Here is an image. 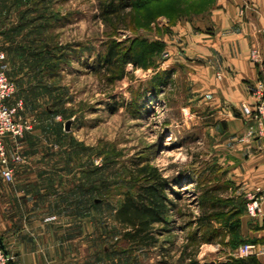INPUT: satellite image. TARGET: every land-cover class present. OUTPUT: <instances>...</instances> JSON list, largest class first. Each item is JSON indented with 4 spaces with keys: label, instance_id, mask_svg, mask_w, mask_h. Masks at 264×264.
<instances>
[{
    "label": "rangeland",
    "instance_id": "374dc122",
    "mask_svg": "<svg viewBox=\"0 0 264 264\" xmlns=\"http://www.w3.org/2000/svg\"><path fill=\"white\" fill-rule=\"evenodd\" d=\"M101 1L0 0V49L14 84L8 104L18 121L31 125L6 140L11 181L2 176L0 155L2 242L46 216L62 224L59 237L69 239L70 264H133L132 252L119 254L126 244L118 241L113 212L122 194L136 189L129 170L149 161L169 179L167 193L176 204L172 231L164 236L173 259L198 226L207 194L217 212L211 229L221 230L218 239L226 242H204L198 260L236 256L228 213L243 209L241 225L246 217L251 228L261 221L264 227L243 207L246 191L264 186V138L246 103L213 99L204 83L224 72L191 38L211 35L215 0L133 4L122 23L105 20ZM133 40L138 54L143 42L159 44V51L107 79L99 54L111 41ZM248 57L263 78L260 48L252 47ZM210 65L215 69L208 71ZM161 259L152 249L139 253L136 263L165 264Z\"/></svg>",
    "mask_w": 264,
    "mask_h": 264
},
{
    "label": "trees",
    "instance_id": "16d2710c",
    "mask_svg": "<svg viewBox=\"0 0 264 264\" xmlns=\"http://www.w3.org/2000/svg\"><path fill=\"white\" fill-rule=\"evenodd\" d=\"M159 1L102 0L99 6L106 21L119 20V23H122L128 16L127 7L136 4L137 8H142ZM168 1L171 3L176 2V0H163L165 3ZM197 1L198 3L202 2V0ZM172 9L171 7L170 12H172ZM165 13H167L166 8ZM136 41L133 40L128 45H125L126 42L122 41H111L105 54H99L98 66L101 69L100 72L103 69V72L107 73V79L113 80L122 77L126 74L125 66L128 63L138 64L141 58H145L151 51H159L154 50V46L158 47L159 44L143 42L145 50L142 54H138V47L135 46V44L137 45ZM129 174L130 180L136 186V189L133 192H124L113 212L114 222L119 229L120 237L118 241L126 244V248H122L121 252H119L122 257L125 256V253L132 252V262L137 264L139 253H146L156 249L162 256V263L200 264L197 254L201 245L204 242H222L223 239H218L221 230L217 228L211 229L212 221L217 217V212L214 209L215 204L209 203L210 200L207 194L206 198L202 200L205 211H203L201 216L195 218L198 226L189 234L187 242L180 248L178 258L174 260V255L171 253L170 248L165 246L168 240L164 238L166 234L172 231L171 222L173 220L171 219V212L176 207L175 201L167 193L170 183L169 179L161 173L157 166L149 161L137 164L129 170ZM243 203L246 211V200ZM242 213L243 209L240 208L228 213V217H234L228 225L233 232V238L229 242L233 244L234 248L250 241L244 237L242 232V225L239 219ZM99 258H101V255ZM172 260L174 261L173 263ZM217 264H259V262L253 256L236 257L228 255L225 260Z\"/></svg>",
    "mask_w": 264,
    "mask_h": 264
},
{
    "label": "crops",
    "instance_id": "0c3cea01",
    "mask_svg": "<svg viewBox=\"0 0 264 264\" xmlns=\"http://www.w3.org/2000/svg\"><path fill=\"white\" fill-rule=\"evenodd\" d=\"M208 19L213 28L211 35L196 34L191 43L204 54L211 55L212 64L224 72L220 80L204 82L207 87H212V98H225L233 104H254L249 86L263 74L259 65L249 60L248 52L257 46L264 55V0H215ZM183 28L178 22L174 30L180 34ZM207 69L210 71L215 67L210 65ZM259 224L261 226L251 228L248 218L244 217L242 232L250 240L248 242L254 241L264 247V227L262 221ZM61 225L58 221L47 220L46 216L39 221H30L14 232L4 246L16 264H70V242L65 236L59 237ZM252 256L259 264H264V251ZM216 259L208 264L221 261Z\"/></svg>",
    "mask_w": 264,
    "mask_h": 264
},
{
    "label": "built area",
    "instance_id": "2783aa9c",
    "mask_svg": "<svg viewBox=\"0 0 264 264\" xmlns=\"http://www.w3.org/2000/svg\"><path fill=\"white\" fill-rule=\"evenodd\" d=\"M256 53V51H254ZM257 59V58H255ZM6 55L0 49V155L5 166L2 169V176L5 180L13 179V171L7 163L6 140L16 138L31 128L26 121L20 122L16 119V108L8 104V99L14 91V84L7 75ZM254 96V104L243 105L244 111L253 115L257 121L259 132L264 138V77L249 86ZM246 212L252 218L264 220V186H255L245 193ZM238 253L240 257H249L264 251L263 246L253 242H244L239 245ZM9 254L0 242V264H9Z\"/></svg>",
    "mask_w": 264,
    "mask_h": 264
},
{
    "label": "water",
    "instance_id": "95a60500",
    "mask_svg": "<svg viewBox=\"0 0 264 264\" xmlns=\"http://www.w3.org/2000/svg\"><path fill=\"white\" fill-rule=\"evenodd\" d=\"M0 242H1V244L4 246V243L2 242L1 238H0Z\"/></svg>",
    "mask_w": 264,
    "mask_h": 264
}]
</instances>
